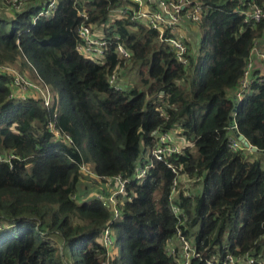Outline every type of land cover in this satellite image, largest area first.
Returning a JSON list of instances; mask_svg holds the SVG:
<instances>
[{
    "label": "trees",
    "instance_id": "trees-1",
    "mask_svg": "<svg viewBox=\"0 0 264 264\" xmlns=\"http://www.w3.org/2000/svg\"><path fill=\"white\" fill-rule=\"evenodd\" d=\"M24 1L20 11L0 16V64L39 77L53 99L47 108L35 98H12L11 78L0 73V155L7 159H0V264H64L53 237L75 264H101L111 210L96 195L82 194L88 181L106 190L79 170L81 161L101 177H130L133 195L111 224L118 254L110 264H176L165 250L176 231L169 200L176 176L154 158L145 178L133 176L155 132L165 130L186 140L169 160L181 167L189 190L198 186L186 194L180 183L175 195L187 214L184 233L202 256L190 264L226 251L264 257V76L238 104L228 95L254 41L264 39V19L244 23L237 0H195L206 13L195 23L197 44L186 40V66L156 30L116 19L108 33L133 51L141 81L116 90L107 76L125 61L113 43L103 63L76 50L78 11L99 25L124 0H57L52 17L34 24L40 0ZM9 3L0 0V7ZM232 111L237 131L259 151L229 149ZM49 120L70 144L53 140Z\"/></svg>",
    "mask_w": 264,
    "mask_h": 264
},
{
    "label": "built area",
    "instance_id": "built-area-1",
    "mask_svg": "<svg viewBox=\"0 0 264 264\" xmlns=\"http://www.w3.org/2000/svg\"><path fill=\"white\" fill-rule=\"evenodd\" d=\"M150 0H124V2L116 8L111 10L112 13L117 14L120 19H126L133 23L143 24L158 32V37L165 40L172 52L175 53L176 58L181 64L186 66L188 64V49L184 36L178 32L179 24L184 20L192 23L201 21L203 15L206 13L204 4L195 0H158V8L150 10L147 3ZM24 0H10L8 8L11 12L20 11L24 6ZM57 7V0H40V7L32 16V23L34 24L38 18L44 17L49 19L52 17ZM236 10L242 15V20L247 24L258 23L264 19V2L257 3L256 0H237ZM111 13V14H112ZM82 22L77 28L78 43L76 50L84 57L93 60L97 63H103L106 54L109 51L111 43L114 44L113 52L119 61L128 62L133 51L128 48L118 35L108 32L111 30V25L114 24L113 19H107L101 25H95L87 22L89 15L85 10L78 11ZM105 28H108L105 30ZM168 35H167V34ZM166 34V35H165ZM264 41V39H263ZM260 40H255L251 47L249 55L245 61V66L237 85L233 88V102L238 104L242 97L248 93L254 83H259L262 80V74L259 72L261 66H264V46ZM0 73L5 74L11 78V92L10 97L26 99L28 97L38 99L42 102L44 107H50L53 94L45 82L43 83L38 77L35 80L29 79L19 69L12 64H0ZM120 77L119 64L116 68L108 74L107 81L110 86L116 90H122V86L118 83ZM232 116H235V111H232ZM47 127L52 133L53 140H64L65 143L70 144L72 139L66 133L60 131L55 127L54 122L49 120ZM230 134L227 138V145L230 150L244 152H253L252 144L245 146L237 137V127L234 118L228 127ZM181 148L176 140L175 135L169 131L155 132L151 146L146 149L143 156L135 164L133 176L137 179H143L147 176L149 169L152 166L151 159H162L172 172L175 178L169 193V200L171 212L176 220L175 233L167 238L165 243V250L169 257L173 259L176 264H190L192 259H201V253L196 249L191 238L185 235L187 214L181 205L175 200L176 192L178 191L181 180L189 182L185 174L181 173V167L171 163L169 158L177 153H180ZM0 159H5L0 155ZM78 168L87 176L95 179L103 184L106 193H94L102 201L108 203L111 210V218L105 224L102 234L101 243L105 247L106 255L101 260V264H110V259L113 254L114 234L111 228L113 220L120 216L121 205L132 197L127 189L130 182V177L124 176L120 173L112 176H98L92 169L83 161L78 164ZM186 194L189 192L185 191ZM205 264H264V259L261 254L253 252H245L233 254L226 251L224 255L215 254L205 259Z\"/></svg>",
    "mask_w": 264,
    "mask_h": 264
},
{
    "label": "rangeland",
    "instance_id": "rangeland-1",
    "mask_svg": "<svg viewBox=\"0 0 264 264\" xmlns=\"http://www.w3.org/2000/svg\"><path fill=\"white\" fill-rule=\"evenodd\" d=\"M10 13L11 12H10L8 7H0V16L7 17L6 15H8V14L10 15ZM262 45L264 46V41H263ZM13 66H15V65H13ZM137 67L138 66L136 64H134L132 62V60H129L128 62H125V64L119 66L120 73L122 74V76L124 73L126 74L125 77L128 79L127 81H128L129 87L133 86L134 84L139 85L141 83V81L136 78L135 72L137 70ZM181 182H182V184H181L180 188L183 189L184 187L189 186V182H186L184 179H182ZM82 187L84 188L83 190H82ZM82 187H81L82 194L87 193L86 194L87 196H88V194L93 196L94 193L97 192V194H98V193H100L99 191H101V187L99 185H96V184L93 185L91 183L89 184V181L85 185L83 184ZM191 188H192V190L196 191L198 189V186L192 185ZM192 190H189V191H192ZM87 196H85V197H87ZM53 241L55 244H57L59 246L60 256H61L64 264H75V262L72 260V257L68 254L66 247L65 246L62 247V245H61L62 242L60 241V239L53 237ZM113 254H115V255L118 254V246H117L115 240H114V244H113ZM263 259H264V257H263Z\"/></svg>",
    "mask_w": 264,
    "mask_h": 264
},
{
    "label": "crops",
    "instance_id": "crops-1",
    "mask_svg": "<svg viewBox=\"0 0 264 264\" xmlns=\"http://www.w3.org/2000/svg\"><path fill=\"white\" fill-rule=\"evenodd\" d=\"M157 2H158V0H150L147 3V6L149 7L150 10H153L155 8L157 9L158 8ZM109 18H112L113 21H115L116 19H120V17L117 16V14H115V13L110 14ZM95 25H97V24H95ZM99 25H101V24H99ZM131 29H133V28L131 27ZM178 32L181 33L184 36L185 41L188 40V42L190 43L191 46H195L197 44L198 33H197V30H196V24H194L192 22H189L187 20H184L181 24H179ZM261 41L263 42V39ZM259 72L264 76V66H261V68L259 69ZM125 75L126 74L124 73L123 76H122V74L120 73V77L118 79V83L122 87H129V84H128V81H127L128 79L125 77ZM232 94H233V88L228 90V95L232 96ZM176 140L178 141L181 149H182L183 145H185L187 143L186 140L183 137H177ZM181 184H182V182H181ZM189 188H190V186L185 187L186 191H189Z\"/></svg>",
    "mask_w": 264,
    "mask_h": 264
},
{
    "label": "water",
    "instance_id": "water-1",
    "mask_svg": "<svg viewBox=\"0 0 264 264\" xmlns=\"http://www.w3.org/2000/svg\"><path fill=\"white\" fill-rule=\"evenodd\" d=\"M232 115V114H231ZM233 116L230 117V119L232 120ZM237 137L239 138V140L245 145V146H248L249 143L248 141L246 140V138L241 134V133H237ZM252 151L254 152H257L259 151L257 147L255 146H252ZM105 205L108 207V203L105 202Z\"/></svg>",
    "mask_w": 264,
    "mask_h": 264
}]
</instances>
